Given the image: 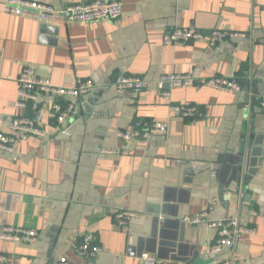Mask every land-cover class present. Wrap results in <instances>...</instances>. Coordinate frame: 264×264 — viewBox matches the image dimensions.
I'll use <instances>...</instances> for the list:
<instances>
[{"label":"crops","instance_id":"crops-1","mask_svg":"<svg viewBox=\"0 0 264 264\" xmlns=\"http://www.w3.org/2000/svg\"><path fill=\"white\" fill-rule=\"evenodd\" d=\"M0 0V131L19 114L17 79L25 67L62 87L92 80L77 116L45 139L0 153V229L37 231L31 243L0 241L7 264H144L143 255L178 264H264V0H119L118 21L41 23L3 12ZM55 8L95 0H31ZM225 29L246 38L215 47L165 46L177 28ZM189 74L191 87L154 86L162 75ZM122 77L153 83L117 92ZM224 77L240 93L200 86ZM172 105L199 108L202 119L174 115ZM137 121L166 123L168 133L123 142ZM120 149L121 154H106ZM137 212L127 229L119 211ZM238 218L253 234L233 252L214 254L215 231L186 217ZM93 234L103 253L77 254Z\"/></svg>","mask_w":264,"mask_h":264},{"label":"built area","instance_id":"built-area-1","mask_svg":"<svg viewBox=\"0 0 264 264\" xmlns=\"http://www.w3.org/2000/svg\"><path fill=\"white\" fill-rule=\"evenodd\" d=\"M3 12L16 16L36 20L41 23H54L57 20L67 24L93 23L103 20L118 21L123 15V4L119 0H95L90 3L65 5L55 8L43 3L31 0H6ZM240 33H234L225 29L201 31L196 27L177 28L163 36L165 46H174L190 42L204 43L215 47L219 43L229 39L246 38ZM264 42V41H263ZM200 86L217 90H229L240 93L242 86L236 80L224 77L202 79L198 81ZM194 79L191 75H162L154 82L155 88L170 97L164 91L166 86L170 88L191 87ZM17 100L15 108L19 111L7 131H0V153H14L19 143L31 139H45L51 131H61L77 116V102L89 95L95 88L92 80H78L73 87L55 85L49 79L40 78L31 67L22 69L17 79ZM153 83L139 77H122L117 83V92L121 95L127 92L148 91ZM259 106L264 109V98ZM171 112L183 119H202L203 112L189 105H172ZM168 133L166 123H147L137 121L133 128L119 131L118 138L123 142L144 141L147 143L154 136H163ZM106 154H121L120 149L106 151ZM139 217L134 211H119L115 221L123 229H127L131 222ZM189 225L206 224L215 231L216 239L212 253L219 254L224 250L233 252L240 239L245 235L253 234V230L241 226L238 218H225L220 220L209 219V212L204 211L194 217L184 218ZM38 236L37 231L21 227L5 225L0 229V241L8 243H31ZM103 253V248L97 244L93 234L84 236L77 254L86 259L95 258ZM8 257L0 254V264H7ZM141 261L144 264H178L162 261L151 255H143ZM60 264H68L62 260Z\"/></svg>","mask_w":264,"mask_h":264}]
</instances>
